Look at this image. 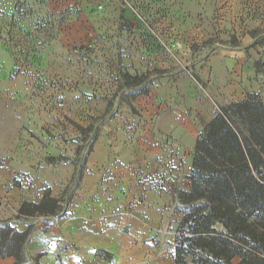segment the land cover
I'll return each mask as SVG.
<instances>
[{
    "label": "rangeland",
    "instance_id": "1",
    "mask_svg": "<svg viewBox=\"0 0 264 264\" xmlns=\"http://www.w3.org/2000/svg\"><path fill=\"white\" fill-rule=\"evenodd\" d=\"M207 12L205 0H0V163L34 145L47 166L74 165L80 181L99 136H139L161 113L159 96L191 113L197 100L211 121L228 104L210 98L196 72L226 43ZM250 35L261 83L247 98L264 101V29ZM179 192L165 237L173 247ZM95 255L111 264L107 252Z\"/></svg>",
    "mask_w": 264,
    "mask_h": 264
},
{
    "label": "crops",
    "instance_id": "2",
    "mask_svg": "<svg viewBox=\"0 0 264 264\" xmlns=\"http://www.w3.org/2000/svg\"><path fill=\"white\" fill-rule=\"evenodd\" d=\"M205 5L226 45L215 48L196 74L217 104L243 101L261 83V54L250 34L264 29V0ZM166 99L155 100L161 113L139 136L102 133L72 189L75 166H47L34 145L24 144L0 163V264H107L96 250L110 254L111 264H174L173 244L165 240L172 198L190 189L191 156L211 118L199 111L197 100L191 113L180 100ZM46 192L62 212L20 214L24 203L39 204ZM61 197H68L66 203Z\"/></svg>",
    "mask_w": 264,
    "mask_h": 264
},
{
    "label": "trees",
    "instance_id": "3",
    "mask_svg": "<svg viewBox=\"0 0 264 264\" xmlns=\"http://www.w3.org/2000/svg\"><path fill=\"white\" fill-rule=\"evenodd\" d=\"M191 166L190 189L178 197L183 217L174 264H264V101L248 97L219 107L197 138ZM81 174L75 171L71 189ZM48 207L59 211L40 213ZM61 207L46 192L20 214L55 215Z\"/></svg>",
    "mask_w": 264,
    "mask_h": 264
}]
</instances>
